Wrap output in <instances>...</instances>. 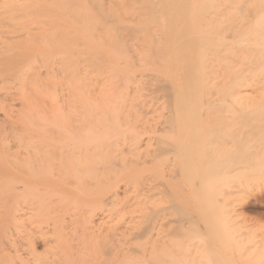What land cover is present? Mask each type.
<instances>
[{
	"label": "bare ground",
	"instance_id": "6f19581e",
	"mask_svg": "<svg viewBox=\"0 0 264 264\" xmlns=\"http://www.w3.org/2000/svg\"><path fill=\"white\" fill-rule=\"evenodd\" d=\"M249 117L264 0H0V264H264L229 225L264 182Z\"/></svg>",
	"mask_w": 264,
	"mask_h": 264
},
{
	"label": "rangeland",
	"instance_id": "374dc122",
	"mask_svg": "<svg viewBox=\"0 0 264 264\" xmlns=\"http://www.w3.org/2000/svg\"><path fill=\"white\" fill-rule=\"evenodd\" d=\"M224 117H227V116H224ZM254 118V117H253ZM253 118H252V121H251V117H249V119H248V123H249V125L251 126V125H254V124H256V122H257V124H258V126H261V127H258L257 126V128L256 127H254V126H252L253 128H255V131L254 132H258L260 135H263L262 137H264V119H263V121L262 122H260V124H259V122L257 121V120H259V119H257V117L256 118H254V120H253ZM245 123V122H244ZM246 124V123H245ZM244 124V125H245ZM228 140V139H227ZM235 140H237V138H235ZM228 141H231V140H228ZM264 143V142H263ZM194 160V162H193V166L195 167V168H197L198 167V163H197V159H193ZM188 169V168H187ZM206 171V169L204 168H202V169H198L197 170V176H199V175H201V174H203V172H205ZM186 179V175H184L183 176V178H182V180H183V183H186L187 184V181L185 180ZM192 182H195V184L197 185V186H200V179L199 178H197V177H195L194 178V180L192 181ZM202 182V181H201ZM238 183V181H235V183ZM234 183V184H235ZM233 184V183H232ZM185 185V184H184ZM188 185V184H187ZM235 187V186H234ZM233 187V188H234ZM238 190H241V188H238V187H236ZM235 189V188H234ZM204 191V190H203ZM220 191V190H219ZM223 192V191H222ZM250 192L251 193H253V194H255L256 195V197L255 198H251L250 200H251V203H255V202H259L258 203V207H257V209L255 210H250V209H247V210H245V211H241L240 213L238 212V215L239 216H236L235 217V215H237V214H235L234 216H230L229 217V219L230 220H232L230 223H229V225H232L233 226V228L234 229H237V231H238V229H240L241 227H242V231L240 232L239 231V233H240V236H237V235H235V236H237V240H243L244 242H247L248 244H251V243H253V242H256V241H259V240H262V238H263V236H264V182H262L261 184H259V185H255V186H253V187H251L250 188ZM200 193H204V192H202V191H200V190H198V196H197V194H196V192L195 193H192L193 195L195 194V196H193V195H190V193H187V194H184V196L182 197V199H181V205H182V207H183V205H184V208L186 207V209L187 208H190L192 205L193 206H197V211L198 212H202V216L200 215L201 213H195L194 215V217L196 218H194V222H196V225L197 226H199V227H197L198 229H199V232L198 233H202L201 235H203V233H204V231H205V233L206 234H208L206 231H208L209 230V227H210V224L212 223V222H214V225H215V227H217V228H215L214 226H213V223L211 224V226H212V228L215 230V233H219L220 232V223L218 222L220 219V215L218 216V213H217V215H216V217H215V210L213 211L212 209H208V207L206 208V200H205V202H204V199H205V197L204 198H202L201 196H203V194L201 195ZM218 193H221V192H218ZM205 194V193H204ZM199 195H201L200 196V198H202L203 200L201 201V199L199 198ZM222 195V194H221ZM190 196V197H189ZM204 196H206V195H204ZM218 196V195H217ZM224 198H223V197ZM220 198H216V199H218L219 200V202H220V205H222L221 203H223L222 201H224V199H229V200H225L226 202H231L232 200H234V199H236L237 197H239L238 196V194H235V195H230V194H225V196H224V192H223V195H222ZM188 197H189V199H188ZM193 197V198H192ZM196 197V198H195ZM191 198V199H190ZM198 198V199H197ZM221 198L223 199V200H221ZM189 200H191V201H189ZM196 200H197V202H196ZM221 200V201H220ZM187 201L189 202V203H187ZM200 201V203H202V205H198V202ZM262 202H263V204H262ZM186 203H187V205H186ZM199 203V204H200ZM190 204V205H189ZM189 205V206H188ZM204 205H205V207H204ZM199 208V209H198ZM213 211V216H214V219L212 220V222H211V220H210V216H204L205 214H206V212H207V214L208 213H210V212H212ZM210 211V212H209ZM205 212V214H203ZM215 213V214H214ZM211 215V218L213 217ZM218 216V217H217ZM185 217L186 216H183V220H185L184 222H185V226H186V222L187 221H189L188 222V224L189 225H193V220L191 219V220H187V219H185ZM205 217H207V218H205ZM186 218H188V217H186ZM202 218V219H201ZM235 218V219H234ZM188 219H190V218H188ZM209 219V220H208ZM219 219V220H218ZM187 220V221H186ZM217 220V221H216ZM234 220V221H233ZM203 222H205V224L203 223ZM209 224H207V223ZM238 222V223H237ZM198 223V224H197ZM236 223V224H235ZM187 224V225H188ZM240 226V227H239ZM205 227H207V228H205ZM190 228V227H189ZM246 228H249V230H251L250 232L248 231V229H246ZM188 228H187V226H186V230H187ZM191 229H192V227H191ZM217 229H218V231H217ZM192 231V230H191ZM203 231V232H202ZM190 232V231H189ZM204 233V234H205ZM199 234V235H200ZM238 234V233H237ZM209 235V234H208ZM185 238V237H184ZM187 238V237H186ZM181 239H183V238H181ZM184 240L185 239H183L182 240V242H184ZM187 240V242H189L190 240H188V239H186ZM186 240H185V242H186ZM237 240H235V241H237ZM199 241V242H198ZM202 241V242H201ZM195 242H196V246H197V244H202L204 241L203 240H199V238H194V240L193 239H191V241L189 242L190 244H192V246L195 244ZM221 244H222V246L223 247H221ZM221 244H218V246H220V248L221 249H219L220 251H221V253L222 252H227L228 254L230 253V251L231 250H226L225 248H224V245H225V242H221ZM195 246V245H194ZM196 246H195V248L194 247H192L193 248V250L194 249H197V250H199L200 249V247H199V249H198V247L196 248ZM201 246V245H200ZM226 246V245H225ZM217 247V246H216ZM222 248H224L223 250H222ZM194 251H196V250H194ZM250 251H252V250H250ZM250 251H246L245 253H244V256H242V257H244V258H242V257H238L239 259H240V261L241 262H244V261H246L247 262V260L248 261H253L255 258H254V253L253 252H251L250 253ZM227 253H225V254H227ZM223 254V253H222ZM234 254V253H233ZM231 255V254H230ZM237 255L238 254H236V256H234L235 258H237ZM223 256H225L224 254H223ZM247 256H249V257H247ZM234 258V260L233 261H235V260H239V259H235ZM242 258V259H241ZM249 258V259H248ZM250 258H252L251 260H250ZM262 258V260H264V258H263V256L261 257ZM243 259H244V261H243ZM236 262V261H235ZM240 262V263H241ZM245 262V263H246ZM237 264L239 263V262H236ZM239 263V264H240ZM244 263V264H245Z\"/></svg>",
	"mask_w": 264,
	"mask_h": 264
}]
</instances>
